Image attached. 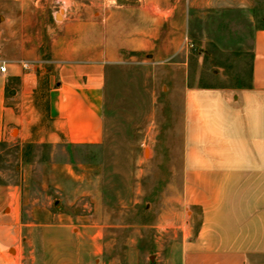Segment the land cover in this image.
<instances>
[{"label":"crops","instance_id":"0c3cea01","mask_svg":"<svg viewBox=\"0 0 264 264\" xmlns=\"http://www.w3.org/2000/svg\"><path fill=\"white\" fill-rule=\"evenodd\" d=\"M60 1L65 11L46 57L23 19L0 22V146L100 144L112 71L128 63L161 70L174 60L175 74L185 67L190 81L172 89L180 97V181L172 211L160 215L155 251L167 250L174 233V264H264V26L252 34L251 79L241 87L201 84L188 36L193 12L244 10L253 0ZM19 206L17 190L0 182V264H91L96 251L80 259L83 232L24 230Z\"/></svg>","mask_w":264,"mask_h":264},{"label":"rangeland","instance_id":"374dc122","mask_svg":"<svg viewBox=\"0 0 264 264\" xmlns=\"http://www.w3.org/2000/svg\"><path fill=\"white\" fill-rule=\"evenodd\" d=\"M64 11L60 0H0V22L23 19L29 33L43 42V57L57 31L56 20H62L55 14ZM263 26L264 0H253L244 10L193 12L190 63L199 67V82L249 84L252 34ZM171 61L161 70L128 63L112 71L100 144L2 142L0 182L17 190L24 230L55 226L73 229L75 235L83 232L87 241L79 249L80 259L96 251L91 264H174V233L168 235L167 250L158 255L154 248L160 215L172 211L180 181V97L172 89L175 82L190 81L184 66L181 75L175 74ZM35 243L39 249L40 242ZM54 249H67L64 260L79 261L69 247Z\"/></svg>","mask_w":264,"mask_h":264},{"label":"built area","instance_id":"2783aa9c","mask_svg":"<svg viewBox=\"0 0 264 264\" xmlns=\"http://www.w3.org/2000/svg\"><path fill=\"white\" fill-rule=\"evenodd\" d=\"M1 71H2V72H5V71H6V66H5V65H2V66H1Z\"/></svg>","mask_w":264,"mask_h":264},{"label":"water","instance_id":"95a60500","mask_svg":"<svg viewBox=\"0 0 264 264\" xmlns=\"http://www.w3.org/2000/svg\"><path fill=\"white\" fill-rule=\"evenodd\" d=\"M61 15H62V13H57L56 14V19H60L61 18ZM147 152V151H146Z\"/></svg>","mask_w":264,"mask_h":264}]
</instances>
